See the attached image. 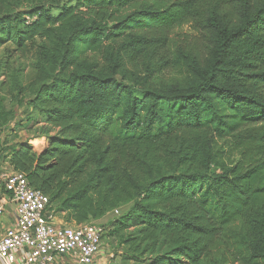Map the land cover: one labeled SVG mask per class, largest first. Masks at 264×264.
Returning a JSON list of instances; mask_svg holds the SVG:
<instances>
[{"label":"trees","instance_id":"1","mask_svg":"<svg viewBox=\"0 0 264 264\" xmlns=\"http://www.w3.org/2000/svg\"><path fill=\"white\" fill-rule=\"evenodd\" d=\"M73 1L0 0V127L8 95L58 129L15 170L66 222L128 206L141 264H264V0Z\"/></svg>","mask_w":264,"mask_h":264},{"label":"built area","instance_id":"2","mask_svg":"<svg viewBox=\"0 0 264 264\" xmlns=\"http://www.w3.org/2000/svg\"><path fill=\"white\" fill-rule=\"evenodd\" d=\"M2 184L6 197L0 200V214L11 203L15 222L0 239V264H52L57 257L70 255L73 264H115L101 259L104 225L59 221L50 197L22 171L15 170Z\"/></svg>","mask_w":264,"mask_h":264},{"label":"rangeland","instance_id":"3","mask_svg":"<svg viewBox=\"0 0 264 264\" xmlns=\"http://www.w3.org/2000/svg\"><path fill=\"white\" fill-rule=\"evenodd\" d=\"M74 3L73 0H64V2ZM56 14L57 9H53L52 11ZM183 34H191L195 35L194 30L192 29L190 24H186L183 27L175 30L172 34L173 41L179 42ZM172 42L171 49H174L175 43ZM3 51L0 50V95L3 96L5 91H9L8 87L12 84V72L19 71L21 73L20 78L22 82L26 81L28 74L31 72V58H23L18 55L15 56L12 62V71L7 75V57L6 55H2ZM179 74V71L176 68H173L170 73L164 72L165 78H170L171 76H176ZM121 78V76L119 77ZM162 75H159L158 72L152 73L149 81L150 82H158L161 80ZM6 81V82H4ZM10 97L7 95L6 104L9 107H14L15 115L12 121H10L6 127L9 131L7 135V140L10 145L4 144L3 150L9 149L11 145L19 140L24 143H28L32 146L33 151L37 154L41 153L47 146L50 136H54L57 134L58 129L52 126H49L43 118L38 114L35 109L33 110L32 106L26 103L28 99L25 101L24 105H19L14 102H10ZM43 135V136H41ZM223 147L227 152L232 153L230 142H224ZM128 206H121L116 213L115 210L110 212L103 218L99 220H95L96 223L102 224L106 227V232L104 233V238L108 242H110L111 252L114 253V257L112 258V262L115 264H141L140 260H144L145 263L149 262L145 260V258L149 255V252L144 255H140L139 252L135 250L137 242H134V236L138 230V227H131L126 229H120L119 225H115V220L123 214ZM57 219L60 221H69L70 216L67 213L57 212ZM137 258L138 262L135 261Z\"/></svg>","mask_w":264,"mask_h":264},{"label":"crops","instance_id":"4","mask_svg":"<svg viewBox=\"0 0 264 264\" xmlns=\"http://www.w3.org/2000/svg\"><path fill=\"white\" fill-rule=\"evenodd\" d=\"M9 131L7 130L6 126L0 127V143L9 144L7 140V135ZM18 142H21L20 140ZM18 142H15L13 145L10 146L9 149L4 150L0 155V200H4L6 197V193L3 189V179L7 177L9 174L15 171L14 166L11 164L10 158L12 154V150L18 147ZM5 144V145H6ZM15 222V215H14V205L11 203L5 204V211L3 214H0V239L4 236L9 228L14 226ZM110 242L105 240L102 252H101V259L104 261H111L114 257V253L111 252L110 249ZM74 258L72 255L65 256V257H57L52 264H73Z\"/></svg>","mask_w":264,"mask_h":264}]
</instances>
